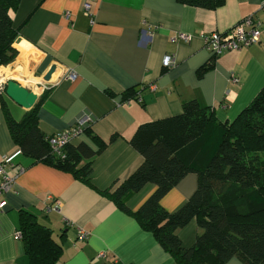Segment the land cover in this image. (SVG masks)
Returning <instances> with one entry per match:
<instances>
[{
  "label": "crops",
  "instance_id": "crops-1",
  "mask_svg": "<svg viewBox=\"0 0 264 264\" xmlns=\"http://www.w3.org/2000/svg\"><path fill=\"white\" fill-rule=\"evenodd\" d=\"M84 1L20 0L13 14L17 56L9 69L0 66V72L19 81L27 78L34 88L23 87L38 99L50 90L38 106L43 134L61 133L88 115L89 132L105 145L78 165L90 162L89 182L25 157L10 136L2 106L16 121L27 110L0 95V162L9 158L6 172L14 177L10 191L0 196L5 202L0 264H27L22 239L14 237L20 231L21 209L52 230L62 246L60 264H176L151 233L103 193L112 192L142 162L128 142L139 125L179 115L182 102L191 99L227 123L254 99L264 86V0H222L213 10L177 0H95L90 8L93 25L84 15ZM249 15L261 23L258 43L217 57L205 50L207 33H225ZM179 33L190 35V42L177 39ZM166 57L174 59L173 67H163ZM51 67L55 72L44 82ZM71 72L75 76L68 80ZM127 91L136 96L124 99ZM112 135L116 138L110 142ZM81 142L94 150L99 145L83 133L71 144ZM196 187L197 175L186 174L160 200L161 206L176 211ZM154 189V184H145L129 198V209L136 211ZM48 197L61 202L60 213L45 211ZM77 228L88 233L87 239L77 238ZM198 233L192 219L177 235L188 248ZM100 252L104 257H98ZM225 264L243 263L234 256Z\"/></svg>",
  "mask_w": 264,
  "mask_h": 264
},
{
  "label": "trees",
  "instance_id": "trees-1",
  "mask_svg": "<svg viewBox=\"0 0 264 264\" xmlns=\"http://www.w3.org/2000/svg\"><path fill=\"white\" fill-rule=\"evenodd\" d=\"M177 1L211 10L222 3ZM19 4L20 0H0V66L9 65L17 56L12 46L18 35L13 14ZM49 91L41 94L20 121L2 106L10 136L23 156L89 182L90 162L78 165L101 153L105 144L86 126L83 134L99 142L96 150L85 142L70 143L62 155H54L50 136L38 127V106ZM135 96L127 91L124 99ZM181 107L179 115L138 126L128 142L141 154L142 162L112 192L103 194L151 233L176 264H225L234 256L243 264H264V86L231 122H218L213 111L196 99L183 101ZM115 138L112 135L110 142ZM188 173L197 175L195 191L179 209L168 212L160 200ZM147 183L154 184V191L132 212L127 206L129 198ZM192 219L199 233L194 244L184 248L177 232ZM19 224L27 264H60L62 246L50 228L23 209Z\"/></svg>",
  "mask_w": 264,
  "mask_h": 264
},
{
  "label": "built area",
  "instance_id": "built-area-1",
  "mask_svg": "<svg viewBox=\"0 0 264 264\" xmlns=\"http://www.w3.org/2000/svg\"><path fill=\"white\" fill-rule=\"evenodd\" d=\"M95 0H85L82 3V9L84 15L89 18L90 24H94V17L90 12L91 3ZM261 9H264V1L261 3ZM261 31V23L259 20L254 19L252 15L244 17L234 26H232L225 33H207L204 36V48L210 53L213 57H217L222 53L228 51H240L244 48H247L253 44L259 42V35ZM177 39L188 43L190 42V35L179 33ZM175 65L174 59L171 57H166L163 61V67L168 69ZM10 65L1 66V69L7 68L9 69ZM75 76L74 72L68 73L66 78L68 80H72ZM10 79V78H9ZM7 77L0 76V95L4 94L5 85H6ZM235 82V81H234ZM46 88V86L44 87ZM138 102H141L140 97L136 98ZM92 119L88 115H84L80 118L75 124L70 126L67 130L50 136L49 143L52 153L56 156L62 155L63 148L67 144L72 143V140L78 137L83 133L84 127L88 126L91 123ZM9 164V158L7 156H3L0 162V196L4 195L12 188L14 184V177H11L6 172V167ZM50 204L46 207V212H61V202L57 199H52L48 197ZM47 200V201H48ZM5 206L4 200L0 199V213L3 212V208ZM69 224V222L67 223ZM16 239H21V231H16L14 234ZM88 237V233L81 228H77V238L79 240H85ZM98 257H104V253H98Z\"/></svg>",
  "mask_w": 264,
  "mask_h": 264
},
{
  "label": "water",
  "instance_id": "water-1",
  "mask_svg": "<svg viewBox=\"0 0 264 264\" xmlns=\"http://www.w3.org/2000/svg\"><path fill=\"white\" fill-rule=\"evenodd\" d=\"M55 72V67H51L47 74L43 77L44 82H49L52 74ZM5 95L17 105L25 110H30L34 107L38 100L37 94L21 86L14 80L6 81Z\"/></svg>",
  "mask_w": 264,
  "mask_h": 264
},
{
  "label": "rangeland",
  "instance_id": "rangeland-1",
  "mask_svg": "<svg viewBox=\"0 0 264 264\" xmlns=\"http://www.w3.org/2000/svg\"><path fill=\"white\" fill-rule=\"evenodd\" d=\"M12 63V62H11ZM1 71V70H0ZM8 71H11V70H8ZM12 77H14L13 76V74H12ZM10 78L9 79V77L7 78V80H14V81H19V80H17V79H14V78ZM31 78V77H30ZM26 79L27 78H24L22 81H19L20 82V85H22V86H25V87H30V88H34L33 86V84H31L30 82H28V81H26ZM33 92V91H32ZM262 161H264L263 159H262ZM263 196H264V190H263Z\"/></svg>",
  "mask_w": 264,
  "mask_h": 264
},
{
  "label": "bare ground",
  "instance_id": "bare-ground-1",
  "mask_svg": "<svg viewBox=\"0 0 264 264\" xmlns=\"http://www.w3.org/2000/svg\"><path fill=\"white\" fill-rule=\"evenodd\" d=\"M0 76H3L4 78H5L6 76L10 77L9 75H7V72H6V75H5L4 73H1V72H0Z\"/></svg>",
  "mask_w": 264,
  "mask_h": 264
},
{
  "label": "clouds",
  "instance_id": "clouds-1",
  "mask_svg": "<svg viewBox=\"0 0 264 264\" xmlns=\"http://www.w3.org/2000/svg\"><path fill=\"white\" fill-rule=\"evenodd\" d=\"M9 14L11 15V12Z\"/></svg>",
  "mask_w": 264,
  "mask_h": 264
}]
</instances>
